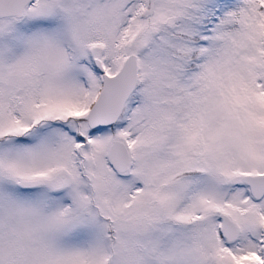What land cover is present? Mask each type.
<instances>
[{
    "label": "snow or ice",
    "instance_id": "obj_1",
    "mask_svg": "<svg viewBox=\"0 0 264 264\" xmlns=\"http://www.w3.org/2000/svg\"><path fill=\"white\" fill-rule=\"evenodd\" d=\"M0 264H264V0H0Z\"/></svg>",
    "mask_w": 264,
    "mask_h": 264
}]
</instances>
